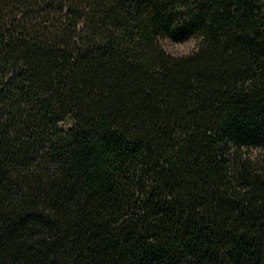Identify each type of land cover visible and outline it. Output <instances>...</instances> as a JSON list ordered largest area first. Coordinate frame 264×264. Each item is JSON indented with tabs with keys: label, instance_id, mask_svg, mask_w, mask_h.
Wrapping results in <instances>:
<instances>
[{
	"label": "trees",
	"instance_id": "trees-1",
	"mask_svg": "<svg viewBox=\"0 0 264 264\" xmlns=\"http://www.w3.org/2000/svg\"><path fill=\"white\" fill-rule=\"evenodd\" d=\"M0 264H264V0H0Z\"/></svg>",
	"mask_w": 264,
	"mask_h": 264
},
{
	"label": "rangeland",
	"instance_id": "rangeland-1",
	"mask_svg": "<svg viewBox=\"0 0 264 264\" xmlns=\"http://www.w3.org/2000/svg\"><path fill=\"white\" fill-rule=\"evenodd\" d=\"M195 46V41L190 40L183 43H166V47L169 51L179 54H185L191 51Z\"/></svg>",
	"mask_w": 264,
	"mask_h": 264
}]
</instances>
